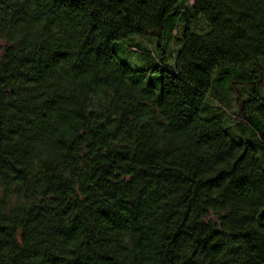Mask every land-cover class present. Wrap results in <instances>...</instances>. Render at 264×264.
I'll return each mask as SVG.
<instances>
[{"label": "trees", "instance_id": "trees-1", "mask_svg": "<svg viewBox=\"0 0 264 264\" xmlns=\"http://www.w3.org/2000/svg\"><path fill=\"white\" fill-rule=\"evenodd\" d=\"M0 264H264V0H0Z\"/></svg>", "mask_w": 264, "mask_h": 264}, {"label": "rangeland", "instance_id": "rangeland-1", "mask_svg": "<svg viewBox=\"0 0 264 264\" xmlns=\"http://www.w3.org/2000/svg\"><path fill=\"white\" fill-rule=\"evenodd\" d=\"M157 44V41H154ZM125 44H128L127 42ZM156 47V45H155ZM154 47L153 49V54H151V56H155L156 54V48ZM113 50L115 55L117 56L118 60L124 64H126L129 68H131L132 70H138V69H142V68H147L150 64H152V61L149 59H145L142 64H138V66H135L132 63V60L135 56H138L137 54H132L130 51L127 50L126 46L122 44L118 45H114L113 46ZM152 53V52H151ZM158 77L156 75H153L152 77H149L146 82L150 83V84H155L156 89H159L160 86V82L157 81ZM206 104H210L209 101H206ZM212 106V105H211ZM213 112L216 113V111L213 109ZM204 116V115H203Z\"/></svg>", "mask_w": 264, "mask_h": 264}]
</instances>
